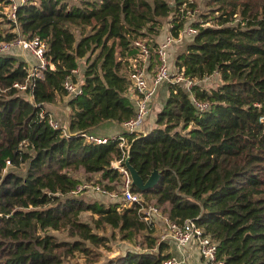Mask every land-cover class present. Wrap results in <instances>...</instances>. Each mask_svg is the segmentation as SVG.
<instances>
[{
    "label": "trees",
    "instance_id": "16d2710c",
    "mask_svg": "<svg viewBox=\"0 0 264 264\" xmlns=\"http://www.w3.org/2000/svg\"><path fill=\"white\" fill-rule=\"evenodd\" d=\"M31 2L17 8L15 22L0 21L8 27L0 28V40L12 39L15 28L45 39L54 69L36 80L34 107L12 88L26 77L24 59L0 54V264H77V255L92 264L96 249L117 235L139 250L105 264H163L170 256L137 206L72 194L81 182L75 171L99 174L95 182L108 190L120 184L111 165L121 158L117 142L90 144L78 134H100L135 115L126 95L133 42L147 38L153 49L159 42L151 37L166 23L174 37L186 24L197 29L174 58L184 76L218 72L220 83L193 87L198 100L210 103L200 113L187 91L169 84L153 126L144 135L123 133L129 163L142 179L161 173L141 194L176 223L194 219L217 242L225 264H264V0H205L201 13L195 0ZM190 15L198 20L189 22ZM81 59L83 91L67 101L66 125L52 128L45 105L67 96L62 83ZM82 212H90V222L80 219ZM50 229L73 239L58 240Z\"/></svg>",
    "mask_w": 264,
    "mask_h": 264
},
{
    "label": "built area",
    "instance_id": "2783aa9c",
    "mask_svg": "<svg viewBox=\"0 0 264 264\" xmlns=\"http://www.w3.org/2000/svg\"><path fill=\"white\" fill-rule=\"evenodd\" d=\"M27 3L32 2L31 0H0V19L15 22L17 8ZM13 31L16 35L12 39L0 40V54L14 53L24 59L27 71L26 77L23 81L14 82L12 88L17 90L34 107H38L33 94L35 82L42 77L45 71L54 69V64L46 56L48 44L45 39L37 35L27 38L17 28ZM196 33V28L186 24L180 30L178 36L174 37L169 32L168 27L163 40L153 49L150 48L146 39H136L133 45L137 48V53L128 59L127 64L129 85L126 90L127 97L134 105L135 115L122 122L123 130L120 133L109 136L85 132L78 134V136L83 137L86 143L90 144H104L112 140L117 142V146L121 150V158L112 162L111 165L121 174V181L113 190H108L95 181H83L76 186L72 194L91 192L96 195H103L112 201H118L121 203V207L137 206L142 219L153 227L157 220H161L165 229L158 240H167L173 243L177 253L176 255H170L163 261V264H188L192 252L197 253L199 264H225L222 258L217 257V242L206 234L194 219L188 218L181 224L176 223L162 212L159 205L148 202L140 192L134 190L129 171L124 165V161L128 157L129 140L123 133L130 135L145 134L143 126L151 114L153 99L156 96L157 89L164 83L177 85L187 91L189 99L197 112L200 113L209 109L210 103L198 100L193 95L192 89L196 86L200 89H211L212 87H206V84L210 82L212 77L218 78L219 73L214 72L200 79H191L184 76L182 70L169 59V51L172 45L181 43L184 37H190ZM152 56H155V65L152 68V75H149V63ZM80 75L79 65L70 71L62 83L63 89L69 98H75L83 91L84 80L82 77L78 78ZM42 114L41 112V116H43ZM48 123L52 128L62 127L54 120L51 113L48 114ZM63 133L67 135L65 131ZM5 164L6 167H9L10 161L6 159Z\"/></svg>",
    "mask_w": 264,
    "mask_h": 264
},
{
    "label": "rangeland",
    "instance_id": "374dc122",
    "mask_svg": "<svg viewBox=\"0 0 264 264\" xmlns=\"http://www.w3.org/2000/svg\"><path fill=\"white\" fill-rule=\"evenodd\" d=\"M78 0H69V2H76ZM198 8H197V13H201L203 11L206 10V6H205V0H195ZM3 19H0V21H2ZM194 20H198L197 16H191L189 17L188 21H194ZM1 23V22H0ZM2 25V24H0ZM165 28L168 27V24L166 23ZM1 29H8L7 26H5V28L3 26H0ZM164 34V32L161 30L160 34L157 36H153L151 37L153 41L155 42H159L160 37H162V35ZM76 35L78 36V32L76 31ZM147 39V38H146ZM183 42L181 43H176L174 45H172V55L169 58L172 62V59L175 58L176 54L183 48ZM154 65H155V56H154ZM79 65H80V71L82 73V71L85 68V60L81 59L79 61ZM149 75H152L153 73V69L149 70ZM82 75H80L78 78H80ZM220 83V80L216 77H212V79L210 80V82L208 84H206V87H216L218 84ZM168 87H169V83H164L163 85H161L156 92V96L153 99L152 105H151V114L150 116L146 119L145 124L143 126V130L147 129V126L149 125V121L150 119H153L155 113L157 112L158 109H160L161 105L163 104L164 100L166 99L167 96H165L167 94L168 91ZM69 100L68 96H65L63 98L61 97H57L54 103H50V104H46L45 105V109L51 113L52 117L54 118V120L62 127H64L67 123V117L70 111V108L67 105V101ZM110 128H106L103 129L102 132L100 134L105 133L106 135L109 134ZM73 175L78 177L80 179L81 182L83 181H98V178H94L92 176L91 179H89L88 174H85L82 171H75L73 172ZM97 179V180H96ZM78 197L84 199L85 201L88 202H92V201H102L104 203H110L111 200L108 198H105L103 195H96L95 193H91V192H82L77 194ZM150 203H155L154 200H147ZM80 219L82 221L85 222H90L91 221V214L90 212H82L80 214ZM160 223H156L154 228V232L152 233L153 236H155L157 239L160 238L161 233L163 232V230L165 229L164 225L162 228V225ZM109 230H107L106 232L108 233ZM48 233L53 234L58 240H69L71 241L73 238L69 237L67 235L66 230L61 229V230H48ZM138 241H139V236L137 237ZM137 244L135 243H130L128 241H124V240H120L119 236L117 235L116 237L112 238L109 240V242L107 243V246L105 247H99L98 249H96V251L98 253H100L97 261H95L92 264H105L107 262V260L109 258L118 256L123 254L127 249H133V250H138L139 248L136 247ZM73 262H76L77 264H89V262L87 263L85 261V259L80 256L77 255L76 257L73 258L72 260Z\"/></svg>",
    "mask_w": 264,
    "mask_h": 264
},
{
    "label": "crops",
    "instance_id": "0c3cea01",
    "mask_svg": "<svg viewBox=\"0 0 264 264\" xmlns=\"http://www.w3.org/2000/svg\"><path fill=\"white\" fill-rule=\"evenodd\" d=\"M168 27H169V25H168ZM168 27H166L165 28V26L163 27V29H162V31L164 32V34L162 35V37H160V40L162 41L163 40V38H164V36H165V33L167 32V30H168ZM161 41H159V42H161ZM172 49H170V51H169V58L171 57V55H172ZM172 62L174 63V58L172 59ZM168 95V91H167V94L165 95V96H167ZM149 125L147 126V130L148 129H150L152 126H153V119H150V121H149V123H148ZM108 128H110V133L109 134H105V133H103V134H101V135H104V136H109V135H112V134H115V133H120V132H122V130H123V128H122V126L120 125L119 127L118 126H116L115 124H110V125H108ZM147 130H145V131H147ZM81 171V170H80ZM88 176H93L94 178H98V179H100V175L99 174H94V175H89L88 174ZM97 180V179H96ZM105 198H107V197H105ZM109 199V198H108ZM156 223H160L161 225H162V228H163V223H162V221L161 220H157V222ZM159 224V225H160ZM164 231V230H163ZM165 241H167V240H165ZM167 243H168V247H167V251L169 252V254L170 255H176L177 253H176V249H175V246L173 245V243H171V242H168L167 241ZM192 255L190 256V258H189V263L188 264H199V257H198V255H197V253L196 252H192L191 253Z\"/></svg>",
    "mask_w": 264,
    "mask_h": 264
},
{
    "label": "water",
    "instance_id": "95a60500",
    "mask_svg": "<svg viewBox=\"0 0 264 264\" xmlns=\"http://www.w3.org/2000/svg\"><path fill=\"white\" fill-rule=\"evenodd\" d=\"M124 165L129 171L132 180V185L134 186V188L139 190L140 193H144L145 191L153 187L160 178V171L155 169L149 174L148 178L144 181L139 175V173L136 171V169H134V167L130 165L128 157L125 159Z\"/></svg>",
    "mask_w": 264,
    "mask_h": 264
}]
</instances>
